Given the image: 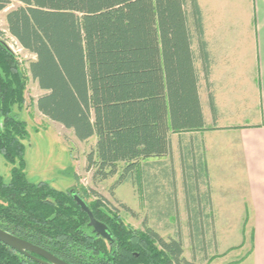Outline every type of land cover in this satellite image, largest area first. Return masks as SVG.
Masks as SVG:
<instances>
[{"label": "trees", "instance_id": "1", "mask_svg": "<svg viewBox=\"0 0 264 264\" xmlns=\"http://www.w3.org/2000/svg\"><path fill=\"white\" fill-rule=\"evenodd\" d=\"M15 1L18 6L6 12V31L34 60L20 70L0 42V157L11 166L9 181L0 177V229L68 264H195L182 255L170 135L205 127L195 67L199 59L208 88L209 55L197 0H0V13ZM25 72L43 93L35 101L42 116L80 143L95 139L84 171L93 184L116 178L110 195L124 184H144L149 203L165 187L171 191L157 215L177 223L175 237L163 239L146 219L136 231L117 212L109 210L110 217L88 205L109 230L106 242L93 233L71 192L27 181L22 143L28 134L11 112L24 102ZM208 104L215 122L210 92ZM183 142L186 230L191 246L200 249L209 231L215 237L208 172L203 143ZM0 264L37 263L0 243Z\"/></svg>", "mask_w": 264, "mask_h": 264}, {"label": "rangeland", "instance_id": "2", "mask_svg": "<svg viewBox=\"0 0 264 264\" xmlns=\"http://www.w3.org/2000/svg\"><path fill=\"white\" fill-rule=\"evenodd\" d=\"M18 4L12 2L9 7L0 13V42L15 56L20 70L27 69L28 62L34 56L18 51L19 44L14 45V39L6 31V12L16 8ZM21 48V47H20ZM17 50V51H16ZM15 52V53H14ZM26 76L24 89V102L20 108L13 107L12 114L26 127L28 138L23 141L26 163L25 175L30 183L46 182L53 189L60 192H77L87 205H93L105 215L112 216L109 212H117L119 220L134 230H142V223L146 219L150 228L156 231L163 239L175 237L177 223L171 218H159L158 211L166 200L167 189L161 190L153 203L147 201L146 187L135 188L124 184L114 190L110 195V187L116 178L102 183L93 184L91 173L84 172L86 155L95 145V139L80 143L59 124L49 121L36 109V98L43 93L37 84ZM204 106L206 107V102ZM208 119V118H207ZM239 128L215 127L208 124L197 132L176 133L170 135L172 144V161L176 171L177 201L179 206V224L183 256L187 261L195 264H264L259 255L262 251L257 247L261 236H264V218L251 215L247 202L245 173L243 157L239 139L236 132ZM182 138L186 143L191 138L201 140L207 148L206 160L210 166L209 188L217 197L214 203V231L206 236L203 248L191 246L186 227L187 217L184 210V196L178 162L177 146ZM164 162H168L165 160ZM11 166L0 157V177L7 183L10 178ZM91 190L104 200V205L91 196ZM150 189H148V193ZM201 186V191H205ZM146 194V196H145ZM123 204L131 209L136 217L124 212L120 207ZM169 226V228H167ZM262 231V232H261ZM262 233V234H261ZM260 240V241H259ZM264 249V239L262 240ZM264 251V250H263Z\"/></svg>", "mask_w": 264, "mask_h": 264}, {"label": "crops", "instance_id": "3", "mask_svg": "<svg viewBox=\"0 0 264 264\" xmlns=\"http://www.w3.org/2000/svg\"><path fill=\"white\" fill-rule=\"evenodd\" d=\"M197 2L202 14L204 42L209 55L208 88L199 59L195 67L199 73V105L205 127L212 124L219 128H239L236 134L243 157L249 204L247 208L249 207L251 215L264 218V0ZM193 50L197 56L194 42ZM209 92L213 95L217 111L215 122L208 104ZM203 101L206 102V107ZM202 153L209 179L210 166L206 160L207 148L204 143ZM211 190L210 188L214 211L217 197ZM262 240H259L257 247L262 251L259 255L261 261H264Z\"/></svg>", "mask_w": 264, "mask_h": 264}, {"label": "water", "instance_id": "4", "mask_svg": "<svg viewBox=\"0 0 264 264\" xmlns=\"http://www.w3.org/2000/svg\"><path fill=\"white\" fill-rule=\"evenodd\" d=\"M74 202L79 207V209L88 217L89 227L93 230V233L99 238L106 242H111V235L105 224L96 221L88 205L84 200H82L75 192H71ZM0 243L7 246L11 250L29 258L37 264H68L64 260H59L57 257L53 256L49 252L37 248V246L21 240L17 237H12V235L2 231L0 229Z\"/></svg>", "mask_w": 264, "mask_h": 264}, {"label": "built area", "instance_id": "5", "mask_svg": "<svg viewBox=\"0 0 264 264\" xmlns=\"http://www.w3.org/2000/svg\"><path fill=\"white\" fill-rule=\"evenodd\" d=\"M14 45H16V47H17V42H16L15 40H14ZM18 49H19V50H18ZM17 50H18V51H22L20 47L17 48ZM17 50H16V51H17ZM14 53H15V52H14Z\"/></svg>", "mask_w": 264, "mask_h": 264}]
</instances>
